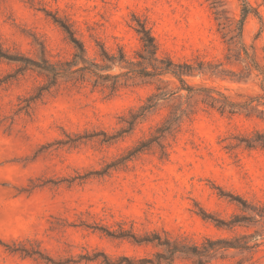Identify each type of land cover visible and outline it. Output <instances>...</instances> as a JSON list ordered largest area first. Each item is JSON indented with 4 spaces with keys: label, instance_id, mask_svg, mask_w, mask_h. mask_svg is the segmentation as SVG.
<instances>
[{
    "label": "rangeland",
    "instance_id": "1",
    "mask_svg": "<svg viewBox=\"0 0 264 264\" xmlns=\"http://www.w3.org/2000/svg\"><path fill=\"white\" fill-rule=\"evenodd\" d=\"M223 1L239 19L241 2ZM247 2L259 17L247 18L244 40L264 65V0ZM138 22L155 38L158 55L174 62L217 61L225 53L208 0H0V46L8 58L42 66L71 61L77 48L65 24L87 61L104 66L101 48L110 55L123 49L135 60L142 49ZM8 58L0 57V264H47L7 250L27 242L61 264H158L159 255H168L167 241L200 248L207 239L260 230L222 223L249 220L248 206H264V151L237 146L263 122L201 111L167 160L157 150L124 160L165 115L110 140L152 87L137 80L110 96L94 88L96 69L80 62L89 69L82 82L59 78L26 113L21 108L50 75ZM217 86L238 102L262 94L256 82ZM196 261L176 254L169 264ZM209 264H264V245L252 253L222 250Z\"/></svg>",
    "mask_w": 264,
    "mask_h": 264
},
{
    "label": "trees",
    "instance_id": "2",
    "mask_svg": "<svg viewBox=\"0 0 264 264\" xmlns=\"http://www.w3.org/2000/svg\"><path fill=\"white\" fill-rule=\"evenodd\" d=\"M208 1H211L217 32L226 47L222 59L217 61L195 59L174 62L168 56H159L155 38L150 30L140 22H138L137 33L140 36L142 49L136 54L135 60L128 59L123 49H119L115 55H110L104 48H101L102 58L109 63L104 66H97L87 61L83 44L76 39L73 31L65 24H62V27L77 48V53L71 61L42 66L23 57L8 58L0 46V57L33 63L50 75L48 83L40 88L37 96L27 100L21 111L29 113L31 106L41 99L43 93H50L52 88L58 85L59 78L69 80L73 84L82 82L81 72L89 70L86 67L78 68L79 63L83 62L97 71L94 72L98 78L93 85L94 88L108 90L110 96H115L122 89L135 85L134 82L137 80L152 87L151 95L137 110L129 113L123 120L125 126L110 137V140L134 133L152 116L165 112L162 121L154 127L147 138L138 142L124 160L136 158L152 150H157L161 159L167 160L183 127L192 123L201 111H213L231 118L243 116L264 123V65L258 60L255 48L249 47L244 40L247 18L252 14L259 17V14L248 4L247 0H239L242 6L239 19L229 16L223 0ZM116 67L122 72L109 74ZM250 82H256L262 94L250 97L244 102L235 101L217 86L218 83L241 85ZM237 146L244 147L248 151H264V129L254 130L251 134L240 137ZM240 202L247 205L243 200ZM248 207L253 213L249 220L233 218L226 224H222L227 227L241 224L260 226V230L236 236L231 240L207 239L200 248L167 241L164 245L167 246L168 255H159L158 264H162V261L171 263L176 254L195 256L197 261L194 264H209L222 250L248 253L256 251L264 245V206L250 205ZM38 247L27 242L7 247V250L26 257L46 259L47 264H61L44 258ZM145 262L153 263L149 260Z\"/></svg>",
    "mask_w": 264,
    "mask_h": 264
}]
</instances>
